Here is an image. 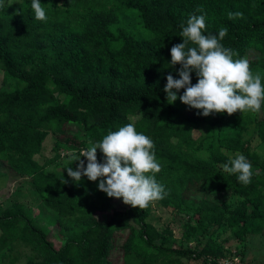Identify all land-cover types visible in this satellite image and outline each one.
<instances>
[{"label": "trees", "instance_id": "1", "mask_svg": "<svg viewBox=\"0 0 264 264\" xmlns=\"http://www.w3.org/2000/svg\"><path fill=\"white\" fill-rule=\"evenodd\" d=\"M40 3L45 20L34 19L30 0H6L0 8V68L5 81L13 82L0 90V163L33 183L42 206L56 214L61 244L55 245L50 229L34 223L23 203L0 206V264H16L24 247L26 264H114V250L121 254L120 264H189L199 259L217 264L227 252L215 229L228 225L242 240L262 232L264 156L248 143H205L203 135H193L202 125L241 130L253 117L239 111L199 115L179 98L169 104L163 86L168 74L178 78L180 66L169 64V49L181 42L179 25L189 14H203L204 33L226 29L219 42L233 59L246 58L253 73L254 67L264 69V0ZM229 11L241 15L229 17ZM137 28L147 29V36H138ZM190 82H196L193 73ZM126 123L153 142L160 165L153 175L164 190L155 202L191 209L182 241L199 243L207 235L201 247L174 246L172 231L148 221L146 207L118 205L117 198L96 188L97 181L82 176L74 184L65 170L47 171L62 152H79ZM50 132L55 134L54 157L41 164L35 155ZM260 135L264 139V131ZM226 149L251 163L248 184L220 167L231 157ZM96 152L99 162L102 154ZM232 194L242 198L235 206Z\"/></svg>", "mask_w": 264, "mask_h": 264}, {"label": "clouds", "instance_id": "2", "mask_svg": "<svg viewBox=\"0 0 264 264\" xmlns=\"http://www.w3.org/2000/svg\"><path fill=\"white\" fill-rule=\"evenodd\" d=\"M5 3L6 0H0V8H4ZM30 7L34 19L47 18L40 0H30ZM240 15L239 11L228 12L229 17ZM179 27L182 40L170 47L169 64L179 63L180 67L176 69L178 78L172 74L165 77L163 92L166 101L171 104L179 98L184 105L199 110L198 114L202 116L259 111L264 102L261 75L249 69L246 58L233 59L231 50L219 42L226 29L204 33L203 14H189ZM190 73L195 75V83L190 82ZM97 149L102 154L99 162ZM152 149V140L136 131L133 123H126L90 142L77 156H69L71 162L68 165L79 161L75 169L68 165L63 168L74 184L79 183L82 176L97 181L96 188L106 196L121 198L124 204L143 209L164 194L163 186L153 175L159 171L160 165ZM223 170L235 174L237 182L244 185L253 175L251 163L240 153L229 157ZM62 182H66L64 178Z\"/></svg>", "mask_w": 264, "mask_h": 264}, {"label": "rangeland", "instance_id": "3", "mask_svg": "<svg viewBox=\"0 0 264 264\" xmlns=\"http://www.w3.org/2000/svg\"><path fill=\"white\" fill-rule=\"evenodd\" d=\"M16 1L17 0H7L9 3ZM135 32L138 36H147L149 31L147 29L137 28ZM253 71L255 73H260L261 78L264 77V69L261 67H254ZM12 84L13 82L7 83L5 81L4 70L0 68V90L8 89ZM245 112L249 113L254 119V122L246 128H242L241 130H234L231 128L218 130L207 125H202L193 130V135L195 138L203 135L205 143L213 142L216 144L222 143L223 145L229 142L235 147L248 143L251 150L264 156V139L260 135V131H264V102H262L259 111ZM257 122L259 123V128ZM54 142L55 134L50 132L44 140L42 151L35 155V158L41 164L54 157ZM89 144L90 143H87L83 148L89 146ZM225 152L231 157L240 153L231 149H226ZM78 154L79 152L77 151L62 152L60 159L47 166V171H64L65 169L63 167L71 162L68 157H75ZM80 160H83L82 157H80ZM78 162L79 161H73L68 167H74ZM220 167L223 168V165L221 164ZM229 199L231 205L235 206L242 198L236 194H232L229 196ZM13 202L23 203L27 215L33 219L34 223L38 226L44 227L47 230L50 229L52 240L57 247L60 246L61 241L58 237L60 233H58V230L54 227L56 214L42 206L33 183L28 178L19 176L10 166L0 163V206L6 207ZM117 203L120 206L126 205L122 202L121 198H117ZM146 208L149 210L148 221L155 225L159 230L170 229L172 231L174 235V246L185 245L188 247H194V245L197 244V246L201 247L202 245L199 243L206 241L207 235L201 237L199 243L197 240L182 241L183 223L192 219L193 212L191 209L187 207L184 209L168 208L155 201L150 202ZM215 231L218 242L223 244L227 252L226 255L217 258V264H264V230L260 233H251L243 240L239 239L236 234H234L233 228L228 225L225 226V228H217ZM27 253V248L24 247L22 251H20V258L16 264H26ZM120 255L119 251L114 250L111 256L112 263L120 264ZM189 264H203V262L202 259L191 260L189 261Z\"/></svg>", "mask_w": 264, "mask_h": 264}, {"label": "built area", "instance_id": "4", "mask_svg": "<svg viewBox=\"0 0 264 264\" xmlns=\"http://www.w3.org/2000/svg\"><path fill=\"white\" fill-rule=\"evenodd\" d=\"M233 264H237V263H233Z\"/></svg>", "mask_w": 264, "mask_h": 264}]
</instances>
